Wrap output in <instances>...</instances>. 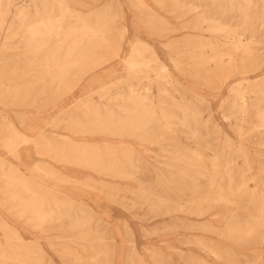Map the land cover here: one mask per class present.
<instances>
[{
    "label": "rangeland",
    "instance_id": "374dc122",
    "mask_svg": "<svg viewBox=\"0 0 264 264\" xmlns=\"http://www.w3.org/2000/svg\"><path fill=\"white\" fill-rule=\"evenodd\" d=\"M0 1V85L20 87L18 97L15 92L4 94L0 90V264H264V0H221V5L208 0H196L197 5L194 0H101L94 5L93 0H68L64 12L61 0ZM143 1L157 5L143 9ZM82 5H92L98 12L108 6L104 20L110 29L97 38L83 35V42L78 44L70 30L83 22ZM45 9L53 10L62 29L49 34L42 29ZM20 11H24L21 16L27 27L38 23V30L50 40L40 49L39 60L25 47L22 36H26L27 27H20ZM218 28L221 30L216 31ZM97 39L98 46L90 48ZM210 41H216L219 47L197 55L199 50L194 46ZM136 43L147 45L135 61L137 69L142 70L140 78L128 76L126 71ZM71 49V61L91 57L97 65L86 74H80L77 67L70 69L76 82L63 98L67 108L64 112L49 111L45 104L59 97L61 89L40 59L48 52L63 57ZM162 65L170 71L163 73ZM103 68L112 70L105 79L95 82L93 77ZM86 90L90 93L84 96ZM80 100L88 101L91 111L81 106ZM136 100H146L154 119L141 127L144 130L136 131L132 142L107 132H83L85 127L96 129L99 116L109 114L113 124L121 123L127 113L135 112ZM183 124L190 125V130ZM87 152L97 153L99 167L76 157ZM95 234H100L99 238Z\"/></svg>",
    "mask_w": 264,
    "mask_h": 264
},
{
    "label": "bare ground",
    "instance_id": "6f19581e",
    "mask_svg": "<svg viewBox=\"0 0 264 264\" xmlns=\"http://www.w3.org/2000/svg\"><path fill=\"white\" fill-rule=\"evenodd\" d=\"M101 0H93V2H92V4L93 3H99ZM178 1V0H177ZM195 1L196 0H194V3H195ZM197 1H199V0H197ZM201 1V0H200ZM199 1V2H200ZM207 1V0H206ZM209 1V3L210 4H217V3H219L221 0H208ZM225 1V0H224ZM230 2L232 1V0H229ZM240 1H242V2H245V1H243V0H240ZM8 2V1H7ZM198 2V3H199ZM204 2V1H203ZM230 2H229V4H230ZM241 2V3H242ZM248 2V1H247ZM246 2V3H247ZM261 2V1H260ZM173 3V2H172ZM8 4V3H7ZM67 4H68V0H61L60 1V9H61V11H63L62 10V8H65V7H67ZM169 4V3H168ZM176 4V3H175ZM196 4V3H195ZM200 4V3H199ZM204 4H205V2H204ZM203 4V5H204ZM227 4V3H226ZM232 4V3H231ZM245 4V3H244ZM248 4V3H247ZM247 4H245V7L247 6L248 7V5ZM254 4V3H253ZM252 4V5H253ZM94 5V4H93ZM157 4H154V3H152L151 1H150V3H148V2H144L143 1V3H142V8L143 9H150V8H155V6H156ZM159 5V4H158ZM178 5V4H177ZM176 5V6H177ZM197 5V4H196ZM195 5V6H196ZM219 5H221V3H219ZM237 5H238V2H237ZM251 5V4H250ZM175 6V5H174ZM175 6V7H176ZM211 6V5H210ZM225 6H227V5H225ZM0 7H1V1H0ZM8 7V6H7ZM108 7V6H107ZM105 8L103 11H101V12H98V11H94L93 10V7H92V5H82L81 6V9H82V13H83V22H82V24H81V26H79V27H76L74 30H70V34L71 35H73L74 37H75V42L76 43H78V44H81L82 42H83V35L84 36H86V35H90V36H92V37H90V38H94V37H98V35L99 34H101V33H107L108 31H109V29H110V27H108L107 26V24L105 23V18H106V16H107V10H108V8ZM239 7H241L240 5H239ZM244 7V6H243ZM257 7V6H256ZM180 8V7H179ZM230 9L232 8V5H231V7H229ZM238 8V7H237ZM249 8V7H248ZM4 9H5V7H4ZM23 10L25 9V7H24V5H23V8H22ZM36 9V8H35ZM66 9V8H65ZM159 9V8H158ZM195 9V8H194ZM197 9V8H196ZM205 9V8H204ZM207 9V8H206ZM210 9V8H209ZM225 9V8H224ZM241 9V8H240ZM247 9V8H246ZM264 9V8H263ZM7 10V9H6ZM37 10V9H36ZM181 10V9H180ZM182 10H183V8H182ZM199 10H200V8H199ZM198 10V11H199ZM244 10H245V8H244ZM67 11V10H66ZM197 11V10H196ZM195 11V12H196ZM210 11V10H209ZM217 11V10H216ZM222 11H223V9H222ZM246 11V10H245ZM244 11V12H245ZM250 11V10H249ZM22 12H24V11H22ZM22 12L20 11L19 13H18V19L20 20V22H21V25H20V27L22 28L23 26H26V20L23 18V16H21V15H23L22 14ZM52 12H53V10H52ZM52 12L51 11H48V10H46L45 9V11H44V13H45V18H44V21L41 23V26H42V29L44 28V30H46L47 31V33L49 34V33H51V32H53L54 30H56V29H62V26L60 25L61 24V19L59 20V18H58V20L60 21V26L58 25L57 26V21H56V19L54 18V16L52 15ZM64 12V11H63ZM62 12V13H63ZM150 12V11H149ZM177 12V11H176ZM180 12V11H179ZM178 12V13H179ZM224 12V11H223ZM241 13H242V11H240ZM263 12V11H262ZM122 13H123V7H122ZM157 13V15H158V17L157 18H159L160 16H159V13L158 12H156ZM216 13V12H215ZM233 13V12H232ZM235 13V12H234ZM238 13H239V10H238ZM237 13V14H238ZM4 14H7V12L6 13H4ZM13 14V13H12ZM41 14V12L40 11H38L37 12V15H40ZM153 14H155V12L153 13ZM170 14H171V11H170ZM175 14V13H174ZM197 14V13H196ZM210 14V13H209ZM212 14H214V11H213V13ZM220 14V13H219ZM223 14V13H222ZM231 14V13H230ZM247 14V13H246ZM245 14V15H246ZM1 15V14H0ZM3 15V14H2ZM9 15V14H8ZM11 15V14H10ZM156 14H155V16H157ZM241 15V14H240ZM242 15H244V14H242ZM264 15V14H263ZM15 16V15H14ZM13 16V17H14ZM62 16V15H61ZM60 16V17H61ZM154 16V15H153ZM184 16V15H183ZM203 16V15H202ZM209 16V15H208ZM217 16V15H216ZM215 16V17H216ZM221 16V15H220ZM219 16V17H220ZM231 16V15H230ZM230 16H229V18H230ZM260 16V15H259ZM31 17V16H30ZM63 17V16H62ZM150 17H152V16H150ZM170 17V16H169ZM178 17H180V16H178ZM215 17H213V18H215ZM226 17V16H225ZM239 17V16H238ZM241 17V16H240ZM250 17V16H249ZM262 17L263 16H261V19H262ZM185 18V17H184ZM194 18V17H193ZM222 18V17H221ZM17 19V20H18ZM112 19V18H111ZM154 19V18H153ZM182 19V18H181ZM180 19V20H181ZM196 19H197V16H196ZM204 19V18H203ZM236 19V18H235ZM3 20V19H2ZM150 20H152V19H150ZM159 20V19H158ZM186 20V19H185ZM193 20H195V18L193 19ZM192 20V21H193ZM206 20V19H205ZM213 20V19H212ZM217 20V19H216ZM223 20V19H222ZM237 20H239V19H237ZM161 21V20H160ZM175 21H176V19H175ZM12 22V21H11ZM36 22H38L37 20H36ZM108 22V21H107ZM110 22V21H109ZM167 22V21H166ZM179 22V21H178ZM194 22V21H193ZM213 22H214V20H213ZM216 22V21H215ZM220 22V21H219ZM151 23V22H150ZM168 23V22H167ZM206 23V22H205ZM210 23V22H209ZM154 24V23H153ZM157 24V23H156ZM223 24V23H222ZM13 25H15V24H13ZM13 25H12V27H13ZM28 25V24H27ZM170 25V24H169ZM206 25V24H205ZM221 25V24H220ZM7 26V25H6ZM5 26V27H6ZM171 26V25H170ZM169 26V27H170ZM183 26H185V24L183 25ZM222 26V25H221ZM10 27V26H9ZM27 27V26H26ZM168 27V26H167ZM181 27V26H180ZM187 27V26H186ZM227 27V26H226ZM8 28V27H7ZM166 28V27H165ZM198 28V27H197ZM217 28V27H216ZM225 28V27H224ZM11 29V28H10ZM13 29H14V27H13ZM26 30H25V34H26V36L24 35V36H22V38L25 40L24 41V43H25V47H27L28 48V50H29V55H32L34 58H36V59H38L39 60V52H40V49H43L42 47L43 46H48L49 45V42H50V40L48 39V38H46L45 36H46V34H43L40 30H38L39 28H38V23L37 24H34V23H32V24H30V25H28V27L27 28H25ZM73 29V28H72ZM177 29V28H176ZM181 29H182V27H181ZM188 29V28H187ZM214 29V28H213ZM12 30V29H11ZM18 30V29H17ZM166 30H168V29H166ZM184 30H186V29H184ZM221 29L220 28H218L216 31H220ZM190 31H191V29H190ZM208 31H210V29L208 30ZM60 32V31H59ZM158 32H160V29H159V31ZM163 32V31H162ZM183 32V31H182ZM188 32V31H187ZM66 33V32H65ZM65 33H63V34H65ZM216 33H218V32H216ZM235 33V32H234ZM173 35V34H172ZM235 35V34H234ZM64 36V35H63ZM186 36H187V34H186ZM236 36H237V34H236ZM239 37V36H238ZM255 37V36H254ZM164 39V38H163ZM173 39V38H172ZM170 40V39H169ZM254 40H255V38H254ZM257 40V39H256ZM7 42V41H6ZM162 42H165V41H162ZM167 43V42H166ZM165 43V44H166ZM21 44V43H20ZM98 44H99V41H98V39L97 40H93L91 43H90V48H95V47H97L98 46ZM170 44V43H169ZM76 45V44H75ZM173 45V44H172ZM188 45H190V44H188ZM11 46V45H10ZM74 46V45H73ZM147 45L145 44V43H136V44H133L132 45V50H131V55H130V59H132V63H128L127 65H126V71H127V75L128 76H135L136 78H140V76H142L141 75V72H142V70H140V69H137V68H139V64L137 63V62H135L136 61V59H137V56H139V55H142V53H143V49H144V47H146ZM167 46V45H166ZM168 46H170V45H168ZM216 46H218V43L216 42V41H210V42H207V43H202L200 46H198V47H196V46H194L195 48H197L199 51H198V53H197V55H202V54H204V53H206V51H207V49H209V48H213V47H216ZM15 47V46H14ZM13 47V48H14ZM55 47V46H54ZM56 47H57V45H56ZM55 47V48H56ZM149 47V46H148ZM171 47V46H170ZM189 47V46H188ZM219 47V46H218ZM23 48V47H22ZM22 48H20V49H22ZM54 48V49H55ZM150 48H152V47H150ZM244 48H246V47H244ZM16 49V48H15ZM15 49H13V51L15 50ZM25 50H26V48H24ZM57 49V48H56ZM153 49V48H152ZM171 49V48H170ZM191 49V48H190ZM18 50V49H17ZM253 50V49H252ZM263 50V49H262ZM48 51H49V49H48ZM50 51H53V50H51L50 49ZM54 51H57V50H54ZM71 52H72V49L71 50H69V52L68 53H66L65 55H63V57H57L56 56V53L55 52H48V53H46V55L44 56V58H41L40 60H41V62H43L44 64H45V66L47 67V70L49 71L48 73L49 74H51V80L52 81H57L58 83H59V85H60V94H59V97H57L56 99L54 98L53 100H49V102H47L45 105V107H47L48 109H49V111H52V110H54V109H56V110H58L59 112H64V110L67 108L66 107V104H63L64 103V101H63V98L66 96V94H68V93H70L74 88H75V82H76V77L74 76V77H72V76H70V73H69V70L70 69H72V68H74V67H77L78 69H79V72H80V74H86V73H88L89 71H91L92 69H93V67L94 66H96L97 65V62H93L92 61V59H91V57L90 58H87V57H82V58H80V59H78L77 61H71L70 59H69V57H70V55H71ZM213 53V52H212ZM230 53V52H229ZM29 55H27V56H29ZM257 55V54H256ZM21 56H22V53H21ZM129 56V55H128ZM213 56V55H212ZM215 56V55H214ZM254 56V55H253ZM252 56V57H253ZM258 56V55H257ZM24 57V56H23ZM26 57V56H25ZM30 57V56H29ZM196 57H198V56H196ZM219 57V56H218ZM235 57V56H234ZM256 57V56H255ZM263 57V56H262ZM9 58V57H8ZM16 58H20L19 56H16ZM193 58H195V57H193ZM199 58H201V57H199ZM215 58V57H214ZM236 58V57H235ZM25 59H27V58H25ZM192 59V58H191ZM196 59V58H195ZM210 59H213L212 57L210 58ZM263 59V58H262ZM261 59V60H262ZM3 60V59H2ZM22 60V59H21ZM24 60V59H23ZM174 60V59H173ZM177 60V59H176ZM4 61V60H3ZM25 61V60H24ZM31 61V60H30ZM36 61V60H35ZM204 61V60H203ZM208 61V60H207ZM218 61V60H217ZM227 61H228V59H227ZM5 62H6V58H5ZM5 62L3 63L2 62V65L3 64H5ZM17 62V61H16ZM33 62V61H32ZM39 62V61H38ZM204 62H206V61H204ZM212 62V61H211ZM231 62V61H230ZM21 63H22V61H21ZM37 63V62H36ZM35 62H34V64H36ZM202 63V62H201ZM219 63V62H218ZM229 63V62H228ZM1 64V63H0ZM11 64H12V61H11ZM15 64V62L13 63V65ZM183 64V63H182ZM207 64H209V63H207ZM231 64V63H230ZM253 64V63H252ZM9 65V64H8ZM16 65V64H15ZM37 65H38V63H37ZM37 65H36V67H37ZM219 65H220V63H219ZM218 65V66H219ZM221 65H223V64H221ZM226 65V64H225ZM23 66V65H22ZM21 66V67H22ZM176 66V65H175ZM199 66H201V65H199ZM215 66H217V65H215ZM227 66V65H226ZM232 66H234V63H233V65ZM2 67V66H1ZM13 67H15V66H13ZM20 66H19V68H21ZM196 67V66H195ZM202 67V66H201ZM221 67V66H220ZM16 68V67H15ZM203 68V67H202ZM249 68V67H248ZM3 69H5V68H3ZM16 69H18V66H17V68ZM22 69V68H21ZM198 69V68H197ZM225 69V68H224ZM236 69V68H235ZM2 69H0V71H1ZM12 70H13V68H12ZM15 70V69H14ZM13 70V71H14ZM25 70V69H24ZM23 70V71H24ZM110 70H112V69H106V68H103L101 71L102 72H100V73H97V74H95V76L93 77V80L95 81V82H99V81H101V80H103V79H105L106 78V74H107V72H109ZM5 71V70H4ZM16 71V70H15ZM23 71L21 70V72L23 73ZM161 71L163 72V73H166V72H169L170 70H169V68L166 66V65H162L161 66ZM179 71V70H178ZM238 71V70H237ZM3 72V71H2ZM246 72V71H245ZM181 73V72H180ZM228 73H230V72H228ZM185 74V73H184ZM36 75V74H35ZM221 75V74H220ZM182 76V75H181ZM33 77V76H32ZM143 77V76H142ZM149 77V76H148ZM197 77V76H196ZM147 78V77H146ZM188 78V77H187ZM248 78V77H247ZM249 79H251V78H249ZM32 79L30 78V81H31ZM34 80V79H33ZM136 80V79H135ZM141 80V79H140ZM145 80V79H144ZM226 80H228V79H226ZM235 80V79H234ZM39 81V80H38ZM143 81V80H142ZM199 81V80H198ZM247 81H248V79H247ZM44 82H45V80H44ZM51 82V81H50ZM141 82V81H140ZM139 82V83H140ZM23 83V82H22ZM39 83H42V82H39ZM38 83V84H39ZM54 83V82H53ZM151 83H153V82H151ZM232 83V82H231ZM235 83V82H234ZM19 84V83H18ZM52 84V83H51ZM150 84V83H149ZM199 84V83H198ZM197 84V85H198ZM14 85V84H13ZM13 85H11V84H8V83H3V84H1L0 86H1V91L4 93V94H7V93H12V92H15V95H17V97H18V93H19V91H20V87H19V89H16V88H14L13 87ZM15 85H17V84H15ZM148 85V84H147ZM239 85V84H238ZM20 86H22V84L20 85ZM32 86H33V84H32ZM38 86V85H37ZM40 86H42V84L40 85ZM52 86V85H51ZM130 86V85H129ZM142 86V85H141ZM140 86V87H141ZM153 86V85H152ZM204 86V85H203ZM220 86H221V84H220ZM107 87V86H106ZM136 87H137V85H136ZM132 88V87H131ZM130 88V89H131ZM135 88V87H134ZM138 88V87H137ZM147 88V87H146ZM153 88V87H152ZM163 88V87H162ZM166 88V87H165ZM204 88V87H203ZM40 89V88H39ZM161 89V88H160ZM159 89V90H160ZM27 90H28V88H27ZM135 90V89H134ZM136 90H138V89H136ZM143 90V89H142ZM141 90V91H142ZM147 90V89H146ZM168 90V89H167ZM0 91V92H1ZM40 91V90H39ZM125 91V90H124ZM165 91H166V89H165ZM164 91V92H165ZM176 91V90H175ZM260 91V90H259ZM46 92V91H45ZM107 92V91H106ZM148 92H149V89H148ZM154 92V91H153ZM158 92V91H157ZM166 92H168V91H166ZM179 92V91H178ZM211 92V91H210ZM251 92V91H250ZM47 93V92H46ZM85 93V95L84 96H86V95H89V91H85L84 92ZM122 93V92H121ZM141 93V92H140ZM145 93V92H144ZM171 93V92H170ZM170 93H169V96H170ZM202 93V92H201ZM110 94V93H109ZM124 94V93H123ZM132 94H133V92H132ZM137 94V93H136ZM143 94V93H142ZM146 94V93H145ZM152 94V93H151ZM155 94V93H154ZM206 94V93H205ZM208 94V93H207ZM249 94V93H248ZM106 94L104 93V95L103 96H105ZM108 95V94H107ZM135 95V94H134ZM147 95V94H146ZM157 95H159V94H157ZM263 95V94H262ZM5 96V95H4ZM41 96V95H40ZM44 96V95H43ZM109 96V95H108ZM111 96V95H110ZM129 96V95H128ZM140 96V95H139ZM209 96V95H208ZM251 96V95H250ZM48 97H49V94H48ZM52 97V96H51ZM117 97V96H116ZM121 97V96H120ZM131 97V96H130ZM138 97V96H137ZM153 97V96H152ZM160 97V96H159ZM8 98H10V97H8ZM88 98V97H87ZM92 98V97H91ZM111 98V97H110ZM140 98V97H139ZM145 98H147V96L145 97ZM161 98V97H160ZM185 97L183 96V99H184ZM251 98V97H250ZM100 99H104V98H100ZM109 99V98H108ZM115 99V98H114ZM151 99V98H150ZM152 99H154V98H152ZM170 99H172V98H170ZM169 99V100H170ZM216 99V98H215ZM240 99H241V97H240ZM245 99V98H244ZM14 100V99H13ZM17 100V99H16ZM43 100H45V99H43ZM118 100V99H117ZM121 100V99H120ZM162 100V99H161ZM173 100V99H172ZM113 101V100H112ZM122 101H123V98H122ZM130 101H131V99H130ZM145 101L146 100H136L135 101V103H136V109H135V112L134 113H130V114H128L127 113V116L125 117V119H124V121L122 120V122L121 123H118V124H113V121H112V119L110 118V117H108V115L107 116H104V117H100L99 116V118H98V127L96 128V129H94V128H91V127H85L84 129H83V132L84 133H93V134H101V133H105V132H107L108 134H110L111 136H114L115 138H120L122 141H125V142H132V140H133V137L135 136V133H136V131L138 130V129H140L141 127H143V126H145V125H147L150 121H151V119L153 118V116H152V114L149 112V108L147 107V104L145 103ZM148 101H149V99H148ZM151 101V100H150ZM165 100H163V102H164ZM174 101V100H173ZM250 101V100H249ZM255 101H257V100H255ZM11 102V101H10ZM82 105L81 106H87L86 108L88 109V110H90L91 111V106L89 107V105L90 104H88L87 105V102L88 101H83V100H80L79 101ZM114 102H116V100L114 101ZM134 102V101H133ZM132 102V103H133ZM151 102H153V100L151 101ZM150 102V103H151ZM170 102V101H169ZM79 103V104H80ZM109 103V102H108ZM107 103V104H108ZM123 103V102H122ZM121 103V104H122ZM164 103H166V102H164ZM244 103V102H243ZM9 105H10V103H8ZM34 104V103H33ZM36 104V103H35ZM96 104V103H95ZM247 104V103H246ZM246 104H244V105H246ZM111 105V104H110ZM110 105H108V106H110ZM129 105H131V104H129ZM133 105H134V103H133ZM154 105V104H153ZM165 105H168L169 106V104H165ZM183 105V104H182ZM33 106V105H32ZM99 106V105H98ZM105 106H107V105H105ZM107 106V107H108ZM151 106H152V103H151ZM162 106H163V104H162ZM162 106H160V107H162ZM168 106H167V108H168ZM176 106V105H175ZM181 106V105H180ZM179 106V104L177 105V107H180ZM84 107H82V108H84ZM104 107V106H103ZM122 107V106H121ZM165 107V106H164ZM247 107H248V105H247ZM8 108V107H7ZM166 108V109H167ZM244 108H246L245 106H244ZM251 108V107H250ZM253 108V107H252ZM257 108V107H256ZM255 108V109H256ZM259 108V107H258ZM257 108V109H258ZM40 109V108H39ZM46 109V108H45ZM151 109V108H150ZM160 109V108H159ZM163 109V108H162ZM169 109V108H168ZM179 109V108H178ZM242 109V108H241ZM14 110V109H13ZM94 110V109H93ZM103 110V109H102ZM111 110V109H110ZM117 110V109H116ZM128 110V109H127ZM177 110V109H176ZM181 110V109H180ZM227 110V109H226ZM239 110H240V108H239ZM244 110V109H243ZM40 111H41V109H40ZM46 111V110H45ZM196 111H197V109H196ZM228 111V110H227ZM253 111V110H252ZM260 111V110H259ZM110 112V111H109ZM119 112H120V110H119ZM162 112V111H161ZM160 112V113H161ZM165 112V111H164ZM176 112V111H175ZM180 112V111H179ZM198 112V111H197ZM201 112V111H200ZM243 112V111H242ZM241 112V113H242ZM261 113H262V111H260ZM41 113V112H40ZM39 113V114H40ZM88 113H89V111H88ZM92 113V112H91ZM94 113V112H93ZM98 113V112H97ZM112 113V112H111ZM114 113H115V111H114ZM124 113V112H123ZM154 113H156V112H154ZM174 113V112H173ZM253 112H251V114H252ZM162 114V113H161ZM167 114V113H166ZM183 114V113H182ZM235 114V113H234ZM240 114V113H239ZM248 114V113H247ZM258 114V113H257ZM263 114V113H262ZM105 115V114H104ZM118 115V114H117ZM170 115V114H169ZM175 115V114H174ZM199 115H201V114H199ZM241 115V114H240ZM239 115V116H240ZM72 116V115H71ZM95 116V115H94ZM98 116V115H97ZM96 116V117H97ZM110 116V115H109ZM119 116V115H118ZM167 116V115H166ZM170 116H173V115H170ZM184 116H185V114H184ZM191 116V115H190ZM196 116V115H195ZM194 116V117H195ZM247 116V115H246ZM258 116H260V114L258 115ZM257 116V117H258ZM262 116V115H261ZM178 117V116H177ZM186 117V116H185ZM184 117V118H185ZM197 117V116H196ZM202 117V116H201ZM200 117V118H201ZM237 117V116H236ZM169 118H171V117H169ZM173 118H175V117H173ZM172 118V119H173ZM255 118V117H254ZM75 119V118H74ZM94 119V118H93ZM154 119V118H153ZM176 119V118H175ZM178 119V118H177ZM180 119V118H179ZM230 119V118H229ZM232 119V118H231ZM70 120V119H69ZM77 120V119H76ZM80 120V119H79ZM187 120V119H186ZM210 120V119H209ZM262 120V119H261ZM94 121H95V119H94ZM153 121V120H152ZM151 121V122H152ZM176 121V120H175ZM184 121V120H183ZM195 121H197V120H195ZM194 121V122H195ZM5 122V121H4ZM11 122V121H10ZM56 122V121H55ZM116 122V121H115ZM118 122V121H117ZM173 122V121H172ZM178 122H180V121H178ZM185 122V121H184ZM198 122V121H197ZM236 122V121H235ZM31 123V122H30ZM29 123V124H30ZM57 124L59 123V122H56ZM69 123H70V121H69ZM72 123V122H71ZM174 123H176V122H174ZM181 123H183L182 121H181ZM188 123V122H187ZM247 123V122H246ZM246 123H244L245 125H248V124H246ZM250 123H251V121H250ZM250 123H249V125H250ZM5 124V123H4ZM11 124H12V122H11ZM14 124V123H13ZM190 124V123H189ZM198 124V123H197ZM196 124V125H197ZM200 124H201V122H200ZM7 125H9V122H7ZM64 125H66V124H64ZM92 126H93V122H92V124H91ZM149 125V124H148ZM180 125V124H179ZM184 125V124H183ZM191 125V124H190ZM189 125V126H190ZM13 126H15V125H13ZM72 126H73V124H72ZM90 126V125H89ZM178 126V125H177ZM176 125H175V127H177ZM184 126H186V127H189V126H187V124L186 125H184ZM183 126V127H184ZM206 126H209V125H207L206 124ZM8 127V126H7ZM30 127V126H29ZM82 127V126H81ZM185 127V128H186ZM251 127V126H250ZM13 128V127H12ZM31 128V127H30ZM80 128V127H79ZM169 128V127H168ZM170 128H172V127H170ZM190 128L191 127H189V129L188 130H190ZM200 128H202V127H200ZM209 128V127H208ZM141 129H145V127L144 128H141ZM140 129V130H141ZM180 129V128H179ZM184 129V128H183ZM187 129V128H186ZM186 129H184V130H186ZM255 129H256V127H255ZM13 130H14V128H13ZM16 130V129H15ZM15 130H14V132H15ZM65 130V129H64ZM66 130H67V128H66ZM139 130V131H140ZM247 130V129H246ZM256 130H258V128L256 129ZM255 130V131H256ZM7 131V130H6ZM8 131H10V130H8ZM17 131V130H16ZM139 131H137V133L139 132ZM192 131V130H191ZM190 131V132H191ZM194 131H197V130H194ZM262 131V130H261ZM189 132V131H188ZM242 132H244V131H242ZM11 133V132H10ZM16 133V132H15ZM142 133V132H141ZM193 133V132H192ZM253 133V132H252ZM260 133V132H259ZM259 133L257 134V135H259ZM262 133V132H261ZM12 134H14V133H12ZM102 134V135H103ZM254 134H256V132L255 133H253V135ZM47 135V134H46ZM105 135V134H104ZM194 135V134H193ZM244 135V134H243ZM110 136V137H111ZM188 136V135H187ZM198 136V135H197ZM250 136V135H249ZM260 136V135H259ZM32 137V136H31ZM42 137V136H41ZM46 137V136H45ZM191 137V136H190ZM194 137V136H193ZM196 137V136H195ZM48 138H49V136H48ZM55 138V137H54ZM53 138V139H54ZM111 138H113V137H111ZM51 139V138H50ZM57 139V138H56ZM104 139V138H103ZM229 139V138H228ZM29 140H31V139H29ZM34 140V139H33ZM93 140V139H92ZM96 140V139H95ZM94 140V141H95ZM230 140V139H229ZM43 141V140H42ZM56 140L54 139V142H55ZM117 141V140H116ZM138 141V140H137ZM140 141V140H139ZM152 141H154V140H152ZM240 141V140H239ZM242 141H244L243 139H242ZM247 141V140H246ZM249 141H251L250 139H249ZM259 141V140H258ZM157 142V141H156ZM226 142H230V141H226ZM232 142V141H231ZM33 143H34V141H33ZM52 143H53V141H52ZM57 143V142H56ZM146 144H148V143H146ZM257 144H259V143H257ZM262 144H264V142L262 143ZM51 145V144H50ZM58 145V144H57ZM102 145V144H101ZM253 145V144H252ZM39 146V145H38ZM44 146V145H43ZM60 146V145H59ZM63 146V145H62ZM85 146V145H84ZM141 146V145H140ZM51 148H52V146H50ZM54 147V146H53ZM96 147V146H95ZM184 147V146H183ZM91 148V147H90ZM105 148V147H104ZM179 147H177V149H178ZM187 147H185V148H183V149H186ZM227 148V147H226ZM235 148V147H234ZM244 148V147H243ZM59 149V148H58ZM58 149H56V150H58ZM191 149V148H190ZM190 149H189V151H190ZM193 149V148H192ZM210 149V148H209ZM208 149V150H209ZM214 149V148H213ZM245 149V148H244ZM243 149V150H244ZM246 149H247V153H248V148L246 147ZM52 150V149H51ZM96 150V149H95ZM99 150V149H98ZM107 150V149H106ZM175 150V149H174ZM211 150V149H210ZM242 150V151H243ZM48 151V150H47ZM53 151V150H52ZM59 151V150H58ZM60 151H62V150H60ZM94 151V150H93ZM178 151V150H177ZM185 151V150H184ZM188 151V150H187ZM202 151V150H201ZM46 152V151H45ZM56 152V151H55ZM138 152V151H137ZM168 152V151H167ZM186 152V151H185ZM194 152H195V150H194ZM196 152H198V151H196ZM203 152V151H202ZM244 152H246V151H244ZM50 153V152H49ZM59 153V152H58ZM109 153V152H108ZM212 153H213V151H212ZM246 153V154H247ZM250 153V152H249ZM52 154H54V152L52 153ZM51 154V155H52ZM60 154H62V153H59V155ZM137 154V153H136ZM169 154V153H168ZM171 154V153H170ZM179 154V153H178ZM205 154H206V151H205ZM257 154V153H256ZM47 155H49V154H47ZM64 155V154H63ZM108 155H110V154H108ZM113 155V154H112ZM123 155H125V154H123ZM138 155H139V153H138ZM173 155H176V154H173ZM213 155V154H212ZM212 155H210V156H212ZM260 155H262V154H260ZM116 156V155H115ZM140 156H141V154H140ZM179 156V155H178ZM177 156V157H178ZM185 156H186V154H185ZM190 156V155H189ZM201 156H202V154H201ZM259 156V155H258ZM49 157V156H48ZM52 157V156H51ZM55 157V156H54ZM76 157H82L83 159H84V162L87 164V165H89V166H91V167H99L100 165H101V162H100V160H99V158H98V156H97V153H95V152H87V153H84V154H79V153H77L76 154ZM132 157H133V155H132ZM164 157V156H163ZM162 157V158H163ZM174 157H176V156H174ZM193 157V156H192ZM248 157H249V155H248ZM257 157V156H256ZM65 158V157H64ZM64 158H62V156H61V159L63 160ZM108 158V157H107ZM111 158H112V156H111ZM129 158V157H128ZM180 158V157H179ZM199 158V157H198ZM246 158V157H245ZM260 158V157H259ZM57 159V158H56ZM60 159V158H59ZM116 159V158H115ZM124 159V158H123ZM194 159H196V157L194 158ZM52 160V159H51ZM66 160V159H65ZM109 160V159H108ZM114 160V159H113ZM112 160V161H113ZM125 160V159H124ZM130 160V159H129ZM132 160V159H131ZM187 160V159H186ZM189 160V159H188ZM244 160V159H243ZM246 160V159H245ZM53 161V160H52ZM55 161V160H54ZM102 161V160H101ZM158 161H160V160H158ZM165 161V160H164ZM174 161H176V160H172V162H174ZM191 161V160H190ZM196 161V160H195ZM232 161V160H231ZM250 161V160H249ZM259 161V160H258ZM110 162V161H109ZM171 162V163H172ZM178 162H180V161H178ZM186 162V161H185ZM185 162H183V163H185ZM189 162V161H188ZM233 162V161H232ZM247 162V161H246ZM262 162H263V160H262ZM63 163V162H62ZM176 163V162H175ZM182 163V162H181ZM187 163V162H186ZM189 163H191V162H189ZM251 163V162H250ZM76 164V163H75ZM128 164V163H127ZM174 164V163H173ZM245 164V163H244ZM262 164H264V163H262ZM109 165V164H108ZM119 165V164H118ZM175 165H178V164H175ZM210 165V164H209ZM226 165V164H225ZM246 165H249V163L248 164H246ZM75 166V165H74ZM132 166V165H131ZM178 166H181V165H178ZM229 166V165H228ZM227 166V167H228ZM232 166H234L233 165V163H232ZM252 166V165H251ZM264 166V165H263ZM79 167V166H78ZM248 167V166H247ZM12 168V167H11ZM109 168H111V167H109ZM114 168V166L112 167V169ZM132 168V167H131ZM171 168V167H170ZM177 168V167H176ZM190 168V167H189ZM230 168V167H229ZM250 168V167H249ZM248 168V169H249ZM73 169H74V167H73ZM79 169V168H78ZM94 169V168H93ZM122 169V168H121ZM0 170H2V169H0ZM45 170V169H44ZM76 170H77V168H76ZM86 170V169H85ZM111 170V169H110ZM109 170V171H110ZM202 170V169H201ZM236 170H238L237 168H236ZM75 171V170H74ZM92 171V170H91ZM94 171V170H93ZM171 171H173V169L171 170ZM178 171V170H177ZM205 171V170H204ZM254 171V170H253ZM46 172H47V170H46ZM115 172H116V170H115ZM181 172V171H180ZM239 172H241V171H239ZM113 173V172H112ZM121 173H123V172H121ZM124 173H126L125 171H124ZM172 173V172H171ZM186 173V172H185ZM224 173H225V171H224ZM242 173H243V171H242ZM51 174V173H50ZM96 174V173H95ZM117 174V173H116ZM133 174H135V173H133ZM178 174V173H177ZM241 174V173H240ZM2 175V173L0 174V176ZM102 175V174H101ZM118 175V174H117ZM180 175V174H179ZM210 175V174H209ZM208 175V176H209ZM211 175H213V174H211ZM239 175V174H238ZM257 176V175H256ZM125 177H126V175H125ZM243 177V176H242ZM117 178V177H116ZM130 178H131V176H130ZM133 178V177H132ZM164 178H166V177H164ZM179 178V177H178ZM245 178V177H244ZM3 179H4V177H3ZM7 179V178H6ZM113 179V178H112ZM186 179V178H185ZM228 179V178H227ZM233 179V178H232ZM69 180V179H68ZM72 180V179H71ZM129 180V179H128ZM168 180V179H167ZM188 180V179H187ZM206 180V179H205ZM264 180V179H263ZM5 182H6V180H4ZM9 181V180H8ZM70 181V180H69ZM166 181V180H165ZM174 181V180H173ZM217 181V180H216ZM233 181V180H232ZM243 181V180H242ZM249 181V180H248ZM205 182V181H204ZM210 182V181H209ZM236 182V181H235ZM11 183V182H10ZM13 183V182H12ZM15 183V182H14ZM225 183V182H224ZM244 183V182H243ZM263 183V182H262ZM187 184V183H186ZM234 184V183H233ZM5 185V184H4ZM6 185H8V183H6ZM6 185H5V187H6ZM12 185H14V184H12ZM11 185V186H12ZM31 185V184H30ZM232 185V184H231ZM246 185V184H245ZM10 186V187H11ZM174 186V185H173ZM216 186V185H215ZM243 186V185H242ZM247 186H248V184H247ZM19 187V186H18ZM178 187V186H177ZM211 187V186H210ZM209 187V188H210ZM197 188V187H196ZM235 188V187H234ZM252 188V187H251ZM250 188V189H251ZM263 188V187H262ZM6 189V188H5ZM184 189V188H183ZM199 189V188H198ZM258 189V188H257ZM7 190V189H6ZM8 191V190H7ZM11 191V190H10ZM211 191V190H210ZM242 191V190H241ZM230 192V191H229ZM232 192V191H231ZM239 192V191H238ZM246 192H248V191H246ZM14 193V192H13ZM196 193V192H195ZM222 193V192H221ZM234 193V192H233ZM244 193V192H243ZM10 194H11V192H10ZM206 194V193H205ZM6 195V194H5ZM8 195V194H7ZM14 195V194H13ZM17 195V194H16ZM15 195V196H16ZM235 195V194H234ZM208 196H210V195H208ZM14 197V196H13ZM18 197V196H17ZM188 197V196H187ZM264 197V196H263ZM24 198H26V197H24ZM34 198H36V197H34ZM10 199V198H9ZM8 199V200H9ZM16 199V198H15ZM14 199V200H15ZM20 199V198H19ZM146 199V198H145ZM212 199V198H211ZM11 200V199H10ZM13 200V201H14ZM32 200V199H31ZM33 200H35V199H33ZM42 200V199H41ZM148 200V199H147ZM163 200V199H162ZM22 201V200H21ZM24 201V200H23ZM27 201V200H26ZM36 201H39V200H36ZM36 201H34V202H36ZM150 201V200H149ZM160 201V200H159ZM263 201V200H262ZM16 202V201H15ZM14 202V203H15ZM41 202H43V201H41ZM40 201H39V203H41ZM210 202V201H209ZM232 202V201H231ZM21 203V202H20ZM36 203H38V202H36ZM44 203V202H43ZM57 203V202H56ZM154 203V202H153ZM179 203V202H178ZM263 203H264V201H263ZM24 204H26V203H24ZM23 204V205H24ZM29 204V203H28ZM33 203H31V205H32ZM42 204V203H41ZM165 204V203H164ZM196 204V203H195ZM234 204V203H233ZM236 204V203H235ZM239 204V203H238ZM262 204V203H261ZM30 205V204H29ZM29 205H28V207H29ZM36 205V204H35ZM35 205H32V206H35ZM150 205V204H149ZM154 205V204H153ZM158 205V204H157ZM156 205V206H157ZM174 205V204H173ZM183 205V204H182ZM241 205H242V203H241ZM25 206V205H24ZM37 206H38V204H37ZM57 207H58V205H56ZM55 206V208H57ZM64 206V205H63ZM160 206V205H159ZM236 206H237V204H236ZM22 207V206H21ZM31 207V206H30ZM36 207V206H35ZM41 207V206H40ZM43 207V206H42ZM49 207V206H48ZM60 207V206H59ZM80 207V206H79ZM198 207V206H197ZM206 207V206H205ZM16 208V207H15ZM14 208V209H15ZM17 208H20V207H17ZM17 208L15 209V210H17ZM25 208V207H24ZM38 208H39V206H38ZM73 208V207H72ZM156 208V207H155ZM159 208V207H158ZM264 208V207H263ZM40 209V208H39ZM38 209V210H39ZM58 209V208H57ZM64 209V208H63ZM160 209V208H159ZM200 209V208H199ZM14 210V211H15ZM35 210H36V208H35ZM42 210V209H41ZM44 210V209H43ZM153 210H154V208H153ZM156 210V209H155ZM24 211H26L27 212V210H25L24 209ZM34 211V210H33ZM59 211V210H58ZM63 211V210H62ZM67 211H69V209L68 210H66L65 212H67ZM39 212V211H38ZM44 212V211H43ZM60 212H61V210H60ZM64 212V213H65ZM189 212V211H188ZM32 213V212H31ZM35 213V212H34ZM64 213H62V214H64ZM165 213V212H164ZM205 213V212H204ZM21 214V213H20ZM46 214V213H45ZM59 214V213H58ZM69 214H70V212H69ZM154 214V213H153ZM163 214V213H162ZM176 214V213H175ZM189 214V213H188ZM23 215V214H22ZM35 215H39V214H35ZM41 215V214H40ZM51 214L49 213L48 214V216H50ZM193 215V214H192ZM43 216V215H42ZM47 216V217H48ZM51 216H54V215H51ZM59 216H60V214H59ZM64 216H66V215H63V217ZM84 216V215H83ZM195 216V215H194ZM18 217V216H17ZM23 217V216H22ZM61 218H62V216H60ZM250 217H251V215H250ZM252 217H254V216H252ZM251 217V218H252ZM21 218V217H20ZM73 218V217H72ZM84 218V217H83ZM91 218V217H90ZM257 218V217H256ZM28 220V219H27ZM33 220V219H32ZM37 220H40V219H37ZM46 220V219H45ZM50 220H52L51 219V217H50ZM57 220H59V219H57ZM70 220H71V218H70ZM83 220V219H82ZM81 220V221H82ZM29 221V220H28ZM43 221V220H42ZM47 221V220H46ZM74 221V220H73ZM29 222H31V221H29ZM75 222V221H74ZM91 222V221H90ZM261 222V221H260ZM52 223V222H51ZM70 223H71V221H70ZM77 223V222H76ZM75 223V224H76ZM85 223H87V222H85ZM263 223V222H262ZM75 224H73V225H75ZM261 224V223H260ZM42 225H44V224H42ZM41 225V226H42ZM77 225H79V224H77ZM82 225H83V222H82ZM232 225V224H231ZM1 226V225H0ZM87 226H89V224L87 225ZM258 226V225H257ZM76 227V226H75ZM86 227V226H85ZM91 226H89V228H90ZM260 227V226H259ZM264 227V226H263ZM92 228V227H91ZM71 229V228H70ZM98 229V228H97ZM215 229V228H214ZM261 229V228H260ZM206 231V230H205ZM85 232H83V234H84ZM88 233V232H87ZM100 233V232H99ZM88 235V234H87ZM96 235V234H95ZM222 235V234H221ZM224 235V234H223ZM228 235V234H227ZM226 235V236H227ZM235 235V234H234ZM233 235V236H234ZM76 236H78V234H76ZM97 236V235H96ZM99 236H100V234H99ZM99 236H97L98 238H99ZM229 236V235H228ZM96 237V238H97ZM103 237V236H102ZM78 238V237H77ZM90 238H92V237H90ZM85 240V239H84ZM83 240V241H84ZM96 240V239H95ZM9 241V240H8ZM103 242V241H102ZM6 243V242H5ZM94 243V242H93ZM100 243H101V241H100ZM7 244H8V242H7ZM92 244V243H91ZM39 245V244H38ZM37 245V247H39ZM101 245H102V243H101ZM16 247V246H15ZM14 247V248H15ZM41 247V246H40ZM93 247V246H92ZM10 248V247H9ZM12 248V247H11ZM94 248V247H93ZM92 248V249H93ZM43 249V248H42ZM41 249V250H42ZM99 249V248H98ZM13 250V249H12ZM38 250H40L39 248H38ZM100 251H102V249L100 250ZM99 251V252H100ZM39 252V251H38ZM103 252V251H102ZM101 252V253H102ZM10 253V252H9ZM33 253V252H32ZM29 254V253H28ZM100 254V253H99ZM98 254V255H99ZM215 254V253H214ZM263 254V253H262ZM37 254H35V256H36ZM44 255V254H43ZM67 255V254H66ZM72 255V254H71ZM103 255H105V254H103ZM260 255V254H259ZM16 256V255H15ZM26 256V255H25ZM45 256V255H44ZM44 256H43V258H44ZM108 256V255H107ZM38 257H39V255H38ZM100 257V256H99ZM101 257H103L104 259H105V257L106 256H102L101 255ZM217 257H218V255H217ZM1 258V257H0ZM28 258V257H27ZM41 258H42V256H41ZM6 259V258H5ZM101 259V258H100ZM3 260H4V258H3ZM28 260V259H27ZM34 260V259H33ZM44 260V259H43ZM103 260V259H102ZM101 260V261H102ZM1 261V260H0ZM7 261V260H6ZM30 261V260H29ZM95 261V260H94ZM3 262H5V261H3ZM97 262V261H96ZM100 262V261H99ZM168 262V261H167ZM166 262V263H167ZM105 263H107V261L105 262ZM97 264H99V263H97Z\"/></svg>",
    "mask_w": 264,
    "mask_h": 264
}]
</instances>
